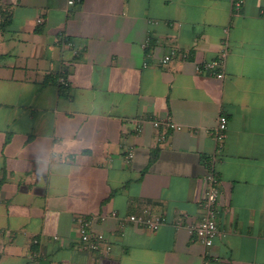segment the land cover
Instances as JSON below:
<instances>
[{
  "label": "crops",
  "instance_id": "obj_1",
  "mask_svg": "<svg viewBox=\"0 0 264 264\" xmlns=\"http://www.w3.org/2000/svg\"><path fill=\"white\" fill-rule=\"evenodd\" d=\"M223 50L222 79L195 70ZM152 120L180 129L158 141ZM210 172L222 205L210 264H264V0H0V264H203L187 225ZM143 207L166 222L109 216ZM77 216L108 252L82 247Z\"/></svg>",
  "mask_w": 264,
  "mask_h": 264
},
{
  "label": "built area",
  "instance_id": "obj_2",
  "mask_svg": "<svg viewBox=\"0 0 264 264\" xmlns=\"http://www.w3.org/2000/svg\"><path fill=\"white\" fill-rule=\"evenodd\" d=\"M80 0H67V5L72 7L78 4ZM244 0H232V5L235 10H238ZM43 19L41 17L37 18L36 23L41 24ZM56 41L63 47L70 48L72 54L74 56L78 55V50L73 47V44L67 34L65 32H60L57 36ZM142 47L147 49V57H153V50L150 45L149 38L145 39ZM226 57V50H223L219 58L204 62L200 64H196L195 70L197 72L201 71H210L217 78L222 79L224 77L223 66L224 60ZM173 58V54L165 55L161 58V63L163 65L171 62ZM57 81L60 85L68 86V81L62 74H59ZM143 120L137 119L134 120V131L139 132L141 129V124ZM152 126L158 131L157 140L163 141L165 139L166 132L169 130H179L180 126L171 122L169 120H152ZM227 130V117L223 114H220L217 118L213 136L215 138V142L217 146L220 148L226 136ZM133 157V146H129L125 150V159L127 161L131 160ZM206 189L204 193V198L201 204L202 208V216L200 220L193 225H187V229L190 233H192L196 240L200 242L204 248V262L203 264H210L211 258L209 255V248L213 244V240L218 235V226H217V217L222 207L221 205V188L218 185V181L212 172L208 173L205 176ZM109 216L117 221L119 227H124L127 224H137L144 228H147L151 231H156L159 229L161 225L166 222V218L163 214H158L153 212L148 207H143L140 212L129 214L127 216H120L116 211H111ZM105 216L101 217V220L104 219ZM76 230L79 236V240L81 242L82 247L85 250L94 252L103 250L104 252H108L110 250L109 243L105 239L104 235L100 232H97L93 229V218H87L85 216H77L75 218ZM177 227L181 226V223L177 221ZM56 239V237H54ZM34 243H37V239H33Z\"/></svg>",
  "mask_w": 264,
  "mask_h": 264
}]
</instances>
